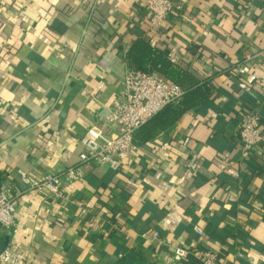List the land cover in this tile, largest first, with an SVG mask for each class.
<instances>
[{
  "label": "crops",
  "instance_id": "0c3cea01",
  "mask_svg": "<svg viewBox=\"0 0 264 264\" xmlns=\"http://www.w3.org/2000/svg\"><path fill=\"white\" fill-rule=\"evenodd\" d=\"M173 1L179 10L155 32L144 0H0L1 185L20 186L18 170L42 179L79 165L80 141L106 126L143 35L209 89L176 121L139 132L122 169L80 165L63 199L23 196L0 252L23 264H173L176 246L196 245L223 264H264V143L244 154L239 141L246 113L264 129V55L250 93L228 71L264 52V0ZM153 230L158 240L142 236Z\"/></svg>",
  "mask_w": 264,
  "mask_h": 264
},
{
  "label": "built area",
  "instance_id": "2783aa9c",
  "mask_svg": "<svg viewBox=\"0 0 264 264\" xmlns=\"http://www.w3.org/2000/svg\"><path fill=\"white\" fill-rule=\"evenodd\" d=\"M145 20L148 28L159 32L167 19L179 6L173 0H144ZM264 52L247 56L243 63L230 66L231 76L240 80L243 90L250 93L257 77L252 73L251 63L263 57ZM187 90L158 73H146L128 65L123 82V91L115 102L107 119L106 126H93L81 139L82 150L79 165L68 168L62 173L45 175L35 179L22 170H18L20 186L3 184L0 187V232H9L15 225V215L20 199L32 192H41L51 198L63 199L67 188L81 179L80 165H106L114 171L125 167L126 159H132L138 153L136 137L158 114L170 105L181 103ZM239 141L244 154H250L264 143V129L258 113L242 115L239 124ZM201 243L207 233L197 228ZM156 241L160 238L157 231L142 235ZM194 253V254H193ZM247 248L240 246L236 250L238 262L247 259ZM193 255L197 264H223L214 251L199 248L196 245L176 246L172 253L173 264L187 263ZM0 264H23L11 249L0 252Z\"/></svg>",
  "mask_w": 264,
  "mask_h": 264
},
{
  "label": "trees",
  "instance_id": "16d2710c",
  "mask_svg": "<svg viewBox=\"0 0 264 264\" xmlns=\"http://www.w3.org/2000/svg\"><path fill=\"white\" fill-rule=\"evenodd\" d=\"M150 41L147 35H143L136 40L127 53L129 66L146 73L156 72L187 90V95L181 103L168 106L145 126L154 128V125H168L176 121L187 111L193 109L197 103L207 97L209 89L206 86L203 87L204 89L198 86L187 70L175 65L168 54L160 53L155 50ZM203 84H206V82ZM145 127L142 130H144ZM2 183L3 178L0 172V185Z\"/></svg>",
  "mask_w": 264,
  "mask_h": 264
}]
</instances>
